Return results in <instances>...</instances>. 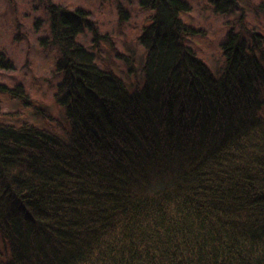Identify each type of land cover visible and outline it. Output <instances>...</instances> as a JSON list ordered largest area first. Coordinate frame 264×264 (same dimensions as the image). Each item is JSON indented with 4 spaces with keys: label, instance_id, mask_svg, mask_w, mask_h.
Returning a JSON list of instances; mask_svg holds the SVG:
<instances>
[{
    "label": "trees",
    "instance_id": "trees-1",
    "mask_svg": "<svg viewBox=\"0 0 264 264\" xmlns=\"http://www.w3.org/2000/svg\"><path fill=\"white\" fill-rule=\"evenodd\" d=\"M140 3L154 14L133 85L79 41L111 40L90 13L50 1L41 43L58 50L64 121L0 82V264H264V33L231 27L215 73L188 45L204 33L184 20L189 1ZM2 95L50 127L2 121Z\"/></svg>",
    "mask_w": 264,
    "mask_h": 264
},
{
    "label": "rangeland",
    "instance_id": "rangeland-1",
    "mask_svg": "<svg viewBox=\"0 0 264 264\" xmlns=\"http://www.w3.org/2000/svg\"><path fill=\"white\" fill-rule=\"evenodd\" d=\"M49 1L90 13V19L96 22L101 34L111 40H101L97 46L93 43L92 33L86 30L79 36V41L95 53L101 68L112 69L131 85L135 78L139 81L142 77L145 60L137 37L147 24L146 18L154 12L142 10L141 0H0V56H6L14 65L12 70L0 69V82L10 87L22 83L33 102L57 120L64 121V111L54 99L56 86L61 81V77L54 75L58 50L53 45L41 43L50 37ZM187 1L192 5V11L184 16V20L204 32L191 38L188 45L215 73L224 66L221 46L231 27L244 36H249L250 29L264 33L261 8L264 0H238L239 8L229 15H216L209 0ZM119 6L129 13V20L120 19ZM118 53L126 55L129 61L120 60ZM131 68L133 71L129 73ZM1 97L2 121L50 127V120L31 107L7 95ZM9 114L14 116H7Z\"/></svg>",
    "mask_w": 264,
    "mask_h": 264
}]
</instances>
